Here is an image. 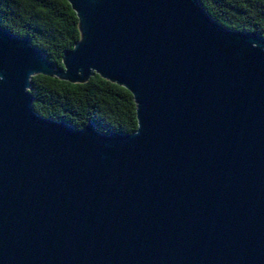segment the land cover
<instances>
[{"label": "water", "instance_id": "water-1", "mask_svg": "<svg viewBox=\"0 0 264 264\" xmlns=\"http://www.w3.org/2000/svg\"><path fill=\"white\" fill-rule=\"evenodd\" d=\"M61 68L0 28V264H264V39L196 0H64ZM130 94V134L38 116L30 80Z\"/></svg>", "mask_w": 264, "mask_h": 264}, {"label": "trees", "instance_id": "trees-1", "mask_svg": "<svg viewBox=\"0 0 264 264\" xmlns=\"http://www.w3.org/2000/svg\"><path fill=\"white\" fill-rule=\"evenodd\" d=\"M220 26L257 34L264 39V0H196ZM0 28L18 38L27 37L54 68L79 39L77 20L64 0H0ZM29 95L40 117L80 129L91 122L101 134H130L136 128L129 93L111 89V83L93 75L87 88L30 80Z\"/></svg>", "mask_w": 264, "mask_h": 264}]
</instances>
